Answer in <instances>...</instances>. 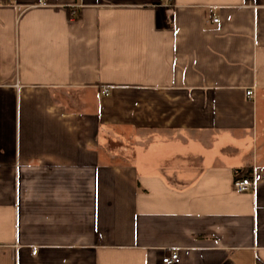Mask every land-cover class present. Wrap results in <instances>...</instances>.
<instances>
[{
	"label": "crops",
	"instance_id": "0c3cea01",
	"mask_svg": "<svg viewBox=\"0 0 264 264\" xmlns=\"http://www.w3.org/2000/svg\"><path fill=\"white\" fill-rule=\"evenodd\" d=\"M37 1L0 0V264H264V0Z\"/></svg>",
	"mask_w": 264,
	"mask_h": 264
},
{
	"label": "built area",
	"instance_id": "2783aa9c",
	"mask_svg": "<svg viewBox=\"0 0 264 264\" xmlns=\"http://www.w3.org/2000/svg\"><path fill=\"white\" fill-rule=\"evenodd\" d=\"M157 4L159 6H164V7H172L173 2L172 0H157ZM48 5V0H38L37 1V6L40 7H45ZM77 15V12H73V16L75 17ZM218 19H214V22H218ZM106 91L103 92V94H105ZM254 95V91L253 90H249L247 92V96L248 97H252ZM234 190L237 193H245V192H249L251 190H253L256 187V181L255 178L252 175V179L251 178H235L234 184H233ZM178 258V254H172L170 257H167L164 259V263H170L172 261H175Z\"/></svg>",
	"mask_w": 264,
	"mask_h": 264
},
{
	"label": "trees",
	"instance_id": "16d2710c",
	"mask_svg": "<svg viewBox=\"0 0 264 264\" xmlns=\"http://www.w3.org/2000/svg\"><path fill=\"white\" fill-rule=\"evenodd\" d=\"M236 178H251L252 179V173H245V172H238L236 173Z\"/></svg>",
	"mask_w": 264,
	"mask_h": 264
}]
</instances>
